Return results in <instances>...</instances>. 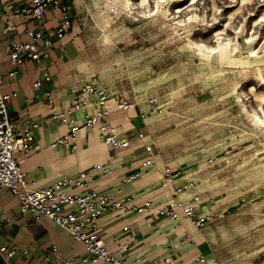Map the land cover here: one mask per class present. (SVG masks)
<instances>
[{
    "label": "rangeland",
    "instance_id": "obj_1",
    "mask_svg": "<svg viewBox=\"0 0 264 264\" xmlns=\"http://www.w3.org/2000/svg\"><path fill=\"white\" fill-rule=\"evenodd\" d=\"M66 3L85 73L153 121L155 152L185 163L194 202L221 201L218 264H264V0ZM227 42L234 63L210 53Z\"/></svg>",
    "mask_w": 264,
    "mask_h": 264
},
{
    "label": "crops",
    "instance_id": "obj_2",
    "mask_svg": "<svg viewBox=\"0 0 264 264\" xmlns=\"http://www.w3.org/2000/svg\"><path fill=\"white\" fill-rule=\"evenodd\" d=\"M64 3L60 0L46 10L42 21L29 24L45 30L60 25L68 28L63 40H55L51 57L44 64L26 60L19 74L12 75L4 40L0 42V72L4 74L0 93L12 95L8 110L17 122V130L30 128L34 135L30 151L18 154L30 187L41 189L63 177H82L85 186L73 192L95 189L113 193L122 204L103 216L100 237L109 251L128 264H145L153 259L158 264H218L210 218L220 214L222 203L209 195L193 201L192 188H183L185 163L179 159L169 161L155 152L150 138L154 123L143 110L133 104L126 108L110 98L114 102L106 107L109 113L101 124L109 123L115 135L130 140L124 148L108 145L98 129L93 132L85 124L89 106L97 96L83 93L85 85L94 82L85 73V62L77 58L80 42L75 37L71 11L62 10ZM0 10H4L1 4ZM7 21L17 25L15 37L22 39L24 20L5 13L0 25ZM37 81L41 86L35 85ZM81 93V105L77 106L75 100ZM60 114H65L66 122L56 117ZM74 123L78 124L75 136L59 142ZM140 132L144 138L139 137ZM148 144H152L151 152L146 150ZM182 202L194 205L202 219L199 225L182 214ZM172 205L180 212L178 219L163 213ZM0 246L14 249L10 264H55L58 259L81 260L87 256L84 243L54 221H35L31 212H22L18 198L6 187H0ZM54 246L61 255L53 251ZM202 256L205 262H201Z\"/></svg>",
    "mask_w": 264,
    "mask_h": 264
},
{
    "label": "built area",
    "instance_id": "obj_3",
    "mask_svg": "<svg viewBox=\"0 0 264 264\" xmlns=\"http://www.w3.org/2000/svg\"><path fill=\"white\" fill-rule=\"evenodd\" d=\"M62 10L69 12L71 7L64 0ZM60 3V0H0L4 10H0V22L3 14H10L12 18L24 20L22 39H17V25L7 21L0 25V42L4 40V52L8 57L9 65L13 66L11 74L18 75L21 66L26 60H33L37 65H42L51 57V49L55 40H63L68 32L66 25H60L52 30L30 26L31 21L40 22L44 19L46 10ZM16 32V33H15ZM4 80V74L0 72V84ZM41 86V81L35 83ZM94 94L97 99L89 106L85 124L95 132L99 125L100 138L113 148L119 149L130 145L127 137L115 135L109 123L101 124L109 113L107 93L99 90L94 83H88L83 89V93ZM75 100V104L80 106V98ZM12 95L0 93V187H6L18 198L22 212H31L35 221L48 218L57 225L69 232L75 239L82 241L86 248L87 256L81 260L58 259L55 264H86L87 262L97 263L104 261L108 264H128L116 253L109 251L103 239L100 237L101 220L103 216L111 210L121 207V201L111 192L90 189L85 192H73L85 186V179L82 177H63L54 181L51 185L32 189L26 174L23 172L22 159L18 157L20 152H29L34 142V135L30 128L22 131L17 130V122L8 110V102ZM49 101L51 97L49 96ZM129 108L130 103H122L121 106ZM101 106L100 110L93 111ZM66 122L65 114L56 116ZM78 124L74 123L70 127V133L59 142H64L71 136H75ZM140 138H144V133H139ZM148 152L152 151V144L146 146ZM198 200V198L196 199ZM182 214L193 220L196 225L201 222V217L196 213L194 205L190 202H182ZM170 219H178L180 212L176 205H172L163 211ZM128 228V227H127ZM53 251L61 255L57 246ZM14 249L0 246V255L6 264H10V259L14 255ZM50 257H46L48 260ZM201 262L205 258L201 257ZM145 264H158V260L153 259Z\"/></svg>",
    "mask_w": 264,
    "mask_h": 264
},
{
    "label": "bare ground",
    "instance_id": "obj_4",
    "mask_svg": "<svg viewBox=\"0 0 264 264\" xmlns=\"http://www.w3.org/2000/svg\"><path fill=\"white\" fill-rule=\"evenodd\" d=\"M108 3V2H107ZM130 3H131V0H126V5L130 7ZM250 3V2H249ZM131 8V7H130ZM264 14V13H263ZM235 15V14H234ZM232 16V15H231ZM263 17V15H262ZM236 19V18H235ZM261 19V18H260ZM231 25V24H230ZM105 39H108V38H105ZM105 41V40H104ZM107 41V40H106ZM230 42V41H229ZM194 44V43H193ZM192 46V45H191ZM238 46L237 44H231V43H222V44H219L217 47H213L211 48L210 50V53H219V56H220V59L221 60H228V59H232V56H233V53L237 50ZM191 50V49H190ZM239 53V52H238ZM263 55V54H262ZM237 57V56H236ZM235 59V58H234ZM237 59V58H236ZM232 62H233V59H232ZM234 63V62H233ZM232 63V64H233ZM230 65V64H229ZM241 65V63H240ZM223 66V65H222ZM225 66V65H224ZM232 66V65H231ZM256 67V66H255ZM252 68V66H251ZM254 68V67H253ZM213 71V70H212ZM239 71V70H238ZM217 72V71H216ZM215 72V73H216ZM221 72V71H220ZM207 73V72H206ZM235 73V72H234ZM238 73V72H237ZM258 73V72H257ZM236 74V73H235ZM215 75V74H214ZM218 75V74H217ZM207 76V75H206ZM229 76V75H228ZM229 78V77H228ZM233 78V77H232ZM219 79V78H218ZM226 79V78H225ZM214 80V79H212ZM220 80V79H219ZM224 80V78H223ZM225 81V80H224ZM225 83V82H224ZM254 89V88H253ZM263 91V90H262ZM257 93V92H256ZM260 94V93H259ZM262 94V93H261ZM263 97V96H261ZM263 99V98H262ZM114 101H111L110 99L107 100V104H111L113 103ZM260 102V101H259ZM260 105V104H259ZM250 114V113H248ZM259 115V114H258ZM251 118V117H250ZM254 122V120H253ZM255 123V122H254ZM256 123H258L256 121ZM257 125V124H256ZM99 125H97L96 129H98L99 131Z\"/></svg>",
    "mask_w": 264,
    "mask_h": 264
},
{
    "label": "water",
    "instance_id": "obj_5",
    "mask_svg": "<svg viewBox=\"0 0 264 264\" xmlns=\"http://www.w3.org/2000/svg\"><path fill=\"white\" fill-rule=\"evenodd\" d=\"M0 264H6L3 258L1 257V255H0Z\"/></svg>",
    "mask_w": 264,
    "mask_h": 264
}]
</instances>
